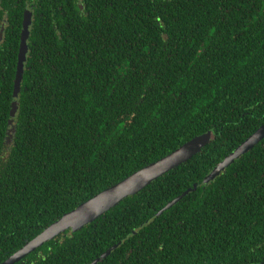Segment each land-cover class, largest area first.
<instances>
[{
	"label": "trees",
	"instance_id": "obj_1",
	"mask_svg": "<svg viewBox=\"0 0 264 264\" xmlns=\"http://www.w3.org/2000/svg\"><path fill=\"white\" fill-rule=\"evenodd\" d=\"M19 1L22 18L33 0ZM34 1L14 116L17 53L0 67V264L208 133L191 160L16 264H264V139L204 184L264 125V0Z\"/></svg>",
	"mask_w": 264,
	"mask_h": 264
},
{
	"label": "water",
	"instance_id": "obj_2",
	"mask_svg": "<svg viewBox=\"0 0 264 264\" xmlns=\"http://www.w3.org/2000/svg\"><path fill=\"white\" fill-rule=\"evenodd\" d=\"M30 24L29 16H25L24 33L22 36V44L19 55V68L17 71L16 87L14 98L17 99L21 76L23 73L24 61L27 56V34ZM26 31V34H25ZM17 110V103H13L12 116ZM211 134H205L196 137L185 143L177 150L167 155L166 157L144 167L135 172L118 184L104 190L92 199L78 206L73 211L63 215L58 221L46 228L42 233L35 237L30 242H27L21 249L14 253L2 264H16L26 256L32 254L44 244L54 240L60 235H63L69 230L73 232L79 231L82 228L92 224L107 212L115 208L120 202L128 197L134 196L158 180L170 171L178 168L182 164L191 160L197 155L201 149L210 141ZM264 139V125H262L252 136H250L243 144H241L233 153H231L224 161H222L206 178L204 184L214 180L222 171H224L232 162L248 152L255 145ZM112 250H109L103 255V258L108 256Z\"/></svg>",
	"mask_w": 264,
	"mask_h": 264
},
{
	"label": "flooded vegetation",
	"instance_id": "obj_3",
	"mask_svg": "<svg viewBox=\"0 0 264 264\" xmlns=\"http://www.w3.org/2000/svg\"><path fill=\"white\" fill-rule=\"evenodd\" d=\"M20 3L21 2L19 0H12L11 2L7 0H0V67L3 70L8 69V66L10 65L7 60L11 53H17V70L19 61L18 56L20 53V45L22 40L21 37L24 33V14L29 16L31 22L28 26L29 33L26 35L27 38H29L27 40V44L30 43L31 31L34 28V25L38 23L39 16L41 15V5L38 4L37 1L33 0L32 2L26 3L25 7L23 8L22 18H20V16L17 15L18 13L20 14V10H17V7L21 5ZM13 24L17 26L19 34L15 32ZM25 68L26 65L24 69ZM15 102L19 105L18 98L15 99Z\"/></svg>",
	"mask_w": 264,
	"mask_h": 264
}]
</instances>
